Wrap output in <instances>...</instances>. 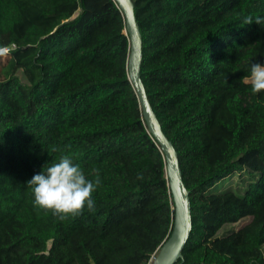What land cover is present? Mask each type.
Segmentation results:
<instances>
[{
  "label": "trees",
  "instance_id": "1",
  "mask_svg": "<svg viewBox=\"0 0 264 264\" xmlns=\"http://www.w3.org/2000/svg\"><path fill=\"white\" fill-rule=\"evenodd\" d=\"M132 2L141 79L189 191L176 264H264V90L246 82L264 64V23L243 24L264 0ZM124 29L113 0H0V264H147L170 235ZM63 155L101 182L94 211L60 220L27 182Z\"/></svg>",
  "mask_w": 264,
  "mask_h": 264
},
{
  "label": "water",
  "instance_id": "2",
  "mask_svg": "<svg viewBox=\"0 0 264 264\" xmlns=\"http://www.w3.org/2000/svg\"><path fill=\"white\" fill-rule=\"evenodd\" d=\"M113 1L123 15L125 22L124 34L128 37V81L137 96L148 132L158 143L163 154L165 176L173 204L171 232L158 248L154 264H176L179 261L182 262V251L192 230L189 191L182 180L177 152L162 131L141 79L142 37L136 20L133 2L132 0Z\"/></svg>",
  "mask_w": 264,
  "mask_h": 264
},
{
  "label": "clouds",
  "instance_id": "3",
  "mask_svg": "<svg viewBox=\"0 0 264 264\" xmlns=\"http://www.w3.org/2000/svg\"><path fill=\"white\" fill-rule=\"evenodd\" d=\"M264 23V18L246 16L243 24ZM9 53L8 47H0V56ZM247 83L253 93L264 90V64L252 63ZM99 177L95 181L86 178L83 169L75 164L68 155H63L38 174H35L27 184L32 186L34 204L51 210L60 220L69 216L81 215L87 207L95 210L92 196L100 184Z\"/></svg>",
  "mask_w": 264,
  "mask_h": 264
},
{
  "label": "rangeland",
  "instance_id": "4",
  "mask_svg": "<svg viewBox=\"0 0 264 264\" xmlns=\"http://www.w3.org/2000/svg\"><path fill=\"white\" fill-rule=\"evenodd\" d=\"M5 61H6V57L5 56H0V82L4 79L3 75L1 73V66L5 63ZM16 75L22 82L26 81L24 75L21 72H17ZM233 179L236 181L238 178H237V176H234ZM261 219H264V209H263L262 214H261ZM245 222L246 221H243V222L239 223L238 226L243 225Z\"/></svg>",
  "mask_w": 264,
  "mask_h": 264
},
{
  "label": "built area",
  "instance_id": "5",
  "mask_svg": "<svg viewBox=\"0 0 264 264\" xmlns=\"http://www.w3.org/2000/svg\"><path fill=\"white\" fill-rule=\"evenodd\" d=\"M8 49H9V51H10V48H8ZM157 251H158V250H157ZM157 251L154 252V253L151 255V257H150V259L148 260V263H147V264H154V260H155V258H156Z\"/></svg>",
  "mask_w": 264,
  "mask_h": 264
}]
</instances>
